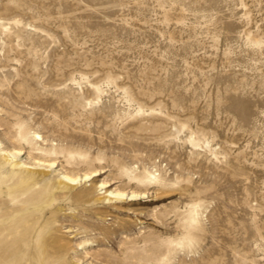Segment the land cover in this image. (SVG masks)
Listing matches in <instances>:
<instances>
[{"label":"rangeland","instance_id":"obj_1","mask_svg":"<svg viewBox=\"0 0 264 264\" xmlns=\"http://www.w3.org/2000/svg\"><path fill=\"white\" fill-rule=\"evenodd\" d=\"M0 19V157L13 121L15 160L47 173L0 164V233L31 227L38 264H264V0H0ZM70 171L98 176L49 186Z\"/></svg>","mask_w":264,"mask_h":264},{"label":"bare ground","instance_id":"obj_2","mask_svg":"<svg viewBox=\"0 0 264 264\" xmlns=\"http://www.w3.org/2000/svg\"><path fill=\"white\" fill-rule=\"evenodd\" d=\"M1 19H0V24H1ZM9 124V128L7 129L8 134L10 135V139L12 140L14 146L12 149V152L8 153V151H2L4 155L0 157V164H9L11 165L16 171L20 172V178H21V183L22 185H26L28 183L36 182L38 180V175L39 176H47V173L44 172H35L31 170L30 168L25 167L26 164L18 162L15 160L18 158L19 155L22 154L23 152V140H25L24 134L19 130L16 126V124L11 121ZM33 138L37 141L41 139L40 134L38 133H33ZM12 144V145H13ZM55 152L53 150H49L45 152V155H43V159L37 160L38 163H48L51 167H55L56 162L54 160H50L53 157V154ZM67 163L69 165L76 164V160L74 159H68ZM98 172H90V173H85L82 176L79 174L73 172H67L62 176L57 181H51L49 182V186L56 189V190H68V189H75L80 183L82 182H87L91 180L93 177H97ZM135 177L131 176L129 178L130 181H132ZM102 186H106L105 183L102 184ZM106 188V187H105ZM107 193V192H106ZM109 196L111 197L109 200H118V201H124V200H130V201H135L137 200L140 195L137 193H131L127 195L125 192L121 191H114V192H109ZM8 204H2L0 203V208L7 206ZM9 226V225H6ZM21 229V231H19ZM1 231V227H0ZM32 233V228L27 226H23L22 224L17 223V226L14 228H8L6 229L5 232L0 233V241H3V244H9L12 243L14 246L13 249V254L12 256L15 255H24L23 257H17L16 256V261L14 263L22 264L24 261H33V264H38L40 262L39 257L27 255L26 256V251L29 248V244L27 241V238L31 236ZM12 237L10 240L9 238ZM41 241L46 238L45 233H40L37 235ZM1 245V243H0ZM44 243L42 244V247H44ZM13 263V264H14Z\"/></svg>","mask_w":264,"mask_h":264}]
</instances>
